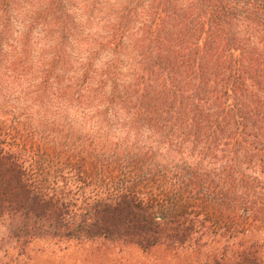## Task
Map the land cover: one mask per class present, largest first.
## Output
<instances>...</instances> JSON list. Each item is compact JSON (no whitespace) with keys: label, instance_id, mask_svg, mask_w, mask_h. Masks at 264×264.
I'll return each instance as SVG.
<instances>
[{"label":"trees","instance_id":"1","mask_svg":"<svg viewBox=\"0 0 264 264\" xmlns=\"http://www.w3.org/2000/svg\"><path fill=\"white\" fill-rule=\"evenodd\" d=\"M152 4L129 94L149 137L107 185L95 149L92 164L71 141L57 152L0 107V249L104 238L186 264H264V0Z\"/></svg>","mask_w":264,"mask_h":264},{"label":"clouds","instance_id":"2","mask_svg":"<svg viewBox=\"0 0 264 264\" xmlns=\"http://www.w3.org/2000/svg\"><path fill=\"white\" fill-rule=\"evenodd\" d=\"M152 0H0V99L90 136H143L129 94Z\"/></svg>","mask_w":264,"mask_h":264},{"label":"rangeland","instance_id":"3","mask_svg":"<svg viewBox=\"0 0 264 264\" xmlns=\"http://www.w3.org/2000/svg\"><path fill=\"white\" fill-rule=\"evenodd\" d=\"M0 107H6L12 117H21L23 114L28 122L39 126L41 129L39 134L44 143L49 144V138L57 139L58 142L54 144L57 152L62 149L63 145H67L68 141H71L72 145L67 146L82 152L89 164L93 160L87 156L95 155L92 150L95 149L94 161H98L101 166L98 167L97 164L98 168H94V171L91 172L97 178L98 186L107 185L103 180L110 173L112 163H117L122 159L120 154L130 151L134 147H144L149 137L148 134H143L139 139L133 136L123 141L107 140L99 136L85 134L58 118H37L30 112L19 110L2 99H0ZM53 131L55 132L53 133ZM54 139L52 140L54 141ZM99 157H104L102 160L105 162L96 160ZM108 185L112 186L111 189L122 188L118 183ZM5 233L7 231L3 229L0 231L2 236H5ZM0 250V264H186L190 262L188 258L191 257L188 254L185 256L176 255L164 248L147 252L138 245L123 241H110L104 238L87 240L83 237L71 240L48 238L28 243L26 247H22V244L16 242L7 241Z\"/></svg>","mask_w":264,"mask_h":264}]
</instances>
